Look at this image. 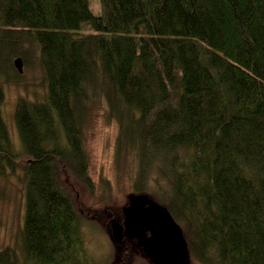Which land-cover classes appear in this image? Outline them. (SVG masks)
<instances>
[{
  "label": "trees",
  "instance_id": "1",
  "mask_svg": "<svg viewBox=\"0 0 264 264\" xmlns=\"http://www.w3.org/2000/svg\"><path fill=\"white\" fill-rule=\"evenodd\" d=\"M98 1L0 0V106L16 58L45 90L15 105L19 148L0 111V177L21 172L24 202L0 264H91L72 193L94 192L95 107L138 158L131 193L167 208L191 260L264 264V0ZM129 242L112 264L141 251Z\"/></svg>",
  "mask_w": 264,
  "mask_h": 264
},
{
  "label": "rangeland",
  "instance_id": "2",
  "mask_svg": "<svg viewBox=\"0 0 264 264\" xmlns=\"http://www.w3.org/2000/svg\"><path fill=\"white\" fill-rule=\"evenodd\" d=\"M88 6L94 15L99 14L98 0H88ZM20 75L17 83L3 85L4 97L0 106L9 138L15 148L20 146L13 119L17 101L20 98L38 100L45 91L38 66L22 64ZM116 139V124L107 121L100 109L95 107L89 110L83 121V145L94 192L91 194L87 188L76 185L72 195L76 200L77 221L85 238L91 264H112L115 260L117 246L110 238L108 222L112 217L122 220L121 209L128 204V195L132 194L130 184L138 170L137 156L129 148L123 147L117 152ZM157 180L156 174L150 172L149 181L154 188ZM22 193L21 172L0 177V251L15 247L24 210ZM175 222L183 231L184 227ZM129 245L135 246L132 242ZM128 264L150 263L143 252L138 250L130 256ZM188 264L198 263L189 258Z\"/></svg>",
  "mask_w": 264,
  "mask_h": 264
},
{
  "label": "water",
  "instance_id": "3",
  "mask_svg": "<svg viewBox=\"0 0 264 264\" xmlns=\"http://www.w3.org/2000/svg\"><path fill=\"white\" fill-rule=\"evenodd\" d=\"M13 65L21 73L19 58ZM121 214V221L112 217L108 222L110 238L115 244L128 237L135 241L150 264H188L183 231L166 207L145 194H129Z\"/></svg>",
  "mask_w": 264,
  "mask_h": 264
}]
</instances>
